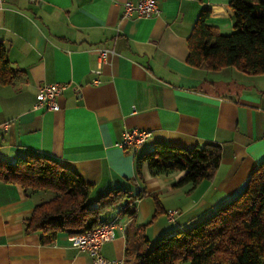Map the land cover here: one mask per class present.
<instances>
[{"label": "crops", "instance_id": "1", "mask_svg": "<svg viewBox=\"0 0 264 264\" xmlns=\"http://www.w3.org/2000/svg\"><path fill=\"white\" fill-rule=\"evenodd\" d=\"M126 1L0 2V40L21 70L13 84L0 86V159L53 158L91 185L90 201L115 188L145 191L136 201L135 221L147 224L152 245L240 195L264 160V74L187 63V38L203 10L222 33L233 31L231 0H158L159 15L123 18ZM101 48L113 52L99 67ZM51 83L65 85L60 109H35L39 89ZM134 128L151 137L121 147L124 132ZM162 142L220 145L215 176L192 189L174 187L185 170L153 175L144 163L139 177L138 157ZM151 193H159L162 211L150 222L156 209ZM53 195L38 190L27 196L19 185L0 181V264H93L67 232L47 244L41 232H25V220ZM105 219L121 228L101 255L124 262L125 229L133 218L112 210Z\"/></svg>", "mask_w": 264, "mask_h": 264}, {"label": "trees", "instance_id": "2", "mask_svg": "<svg viewBox=\"0 0 264 264\" xmlns=\"http://www.w3.org/2000/svg\"><path fill=\"white\" fill-rule=\"evenodd\" d=\"M233 31L222 33L208 22L203 10L187 38V63L193 67L220 70L234 67L248 74H264V0H231ZM21 70L15 68L0 40V86L14 83ZM222 150L216 143L186 148L166 142L156 143L137 159V172L148 163L153 175L186 171L174 187L191 189L212 179L221 163ZM0 181L19 185L25 195L50 190L54 195L38 204L25 220V232H41L44 244L59 232L78 235L105 222L107 212L133 220L126 227L124 264H264V160L254 169L240 195L224 203L199 224L158 239L151 245L147 224L135 221V204L145 191L132 195L115 188L90 201L91 185L81 174L59 161L28 154L14 162L0 159ZM150 222L161 213L159 193Z\"/></svg>", "mask_w": 264, "mask_h": 264}, {"label": "built area", "instance_id": "3", "mask_svg": "<svg viewBox=\"0 0 264 264\" xmlns=\"http://www.w3.org/2000/svg\"><path fill=\"white\" fill-rule=\"evenodd\" d=\"M1 1L2 0H0V2ZM160 12L161 9L158 5V0H128L124 3L122 16L123 18H131L133 16L148 18L157 16ZM111 52H113V50L108 48L97 50L99 55V67H102ZM94 83H99V80H95ZM64 89L65 85L61 83L45 84L37 93V100L34 108L40 110H59L60 104L58 102V97L62 94ZM150 137L151 132L148 130L138 128L126 130L120 146L132 148L144 143ZM174 213L175 212L171 211L169 216L173 217ZM120 228L121 224L117 220L105 221L83 234L72 235L70 239L75 247L88 252L92 257L93 264H124L122 261L110 260L101 255V248L103 245L114 240Z\"/></svg>", "mask_w": 264, "mask_h": 264}, {"label": "rangeland", "instance_id": "4", "mask_svg": "<svg viewBox=\"0 0 264 264\" xmlns=\"http://www.w3.org/2000/svg\"><path fill=\"white\" fill-rule=\"evenodd\" d=\"M49 191H50V190H49ZM50 192H52V191H50ZM152 245H154V243H153Z\"/></svg>", "mask_w": 264, "mask_h": 264}]
</instances>
